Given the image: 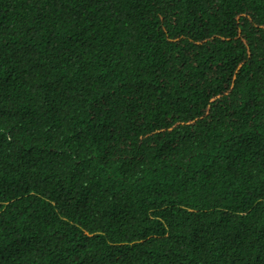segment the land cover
<instances>
[{
    "label": "trees",
    "instance_id": "obj_1",
    "mask_svg": "<svg viewBox=\"0 0 264 264\" xmlns=\"http://www.w3.org/2000/svg\"><path fill=\"white\" fill-rule=\"evenodd\" d=\"M0 264H264V0H0Z\"/></svg>",
    "mask_w": 264,
    "mask_h": 264
}]
</instances>
